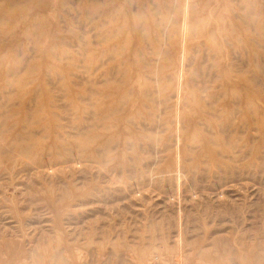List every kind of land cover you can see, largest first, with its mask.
Segmentation results:
<instances>
[{
    "label": "rangeland",
    "instance_id": "374dc122",
    "mask_svg": "<svg viewBox=\"0 0 264 264\" xmlns=\"http://www.w3.org/2000/svg\"><path fill=\"white\" fill-rule=\"evenodd\" d=\"M83 9L0 0V264H264V0Z\"/></svg>",
    "mask_w": 264,
    "mask_h": 264
},
{
    "label": "bare ground",
    "instance_id": "6f19581e",
    "mask_svg": "<svg viewBox=\"0 0 264 264\" xmlns=\"http://www.w3.org/2000/svg\"><path fill=\"white\" fill-rule=\"evenodd\" d=\"M82 4H83V8H84L83 12H82L83 24H84V26H87V24H91V28L93 31L95 30L94 34L96 35L97 27H99L98 22H97V18L99 15V13L97 11L98 0H82ZM119 17H121V16H119ZM176 96H178V91H177ZM214 97H216V98H214V99L212 98L210 103L208 102L211 109L216 110V109H219V107H220L221 110H223L224 108H232L235 110H239L240 106H242L243 98L241 96H238V95L230 101V104H225L223 101L224 99L220 100V96H214Z\"/></svg>",
    "mask_w": 264,
    "mask_h": 264
}]
</instances>
